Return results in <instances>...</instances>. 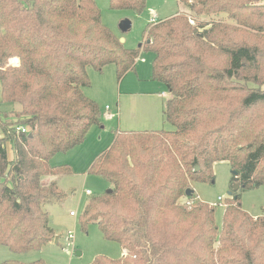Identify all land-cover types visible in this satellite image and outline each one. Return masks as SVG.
Returning a JSON list of instances; mask_svg holds the SVG:
<instances>
[{"label": "trees", "instance_id": "1", "mask_svg": "<svg viewBox=\"0 0 264 264\" xmlns=\"http://www.w3.org/2000/svg\"><path fill=\"white\" fill-rule=\"evenodd\" d=\"M179 3L186 12L151 23L127 49L94 0H0V100L19 107L0 113V246L23 254L53 241L44 205L68 197L56 178L73 171L49 162L100 125L101 110L83 93L88 71L112 66L121 81L143 51L153 54L151 80L171 96L163 119L174 131L115 132L92 161L88 174L112 193L89 198L80 225L95 224L122 257L90 264H264V215L241 206L242 192L264 184V5ZM109 7L140 15L146 0ZM219 162L238 185L220 227L214 206L185 196L192 182H212Z\"/></svg>", "mask_w": 264, "mask_h": 264}, {"label": "rangeland", "instance_id": "2", "mask_svg": "<svg viewBox=\"0 0 264 264\" xmlns=\"http://www.w3.org/2000/svg\"><path fill=\"white\" fill-rule=\"evenodd\" d=\"M109 2L110 0H94L100 11L102 24L119 40L123 39V45L127 49H137L142 44L143 35L152 19L158 22L186 12L179 0H146V9L140 15L130 11L111 10ZM261 4L264 5V0H261ZM125 21L129 22L130 28L123 31L120 25ZM152 60V53L142 51L136 62L135 72L129 73L121 81H117L112 66L105 67L102 72L88 71L90 86L83 93L95 101L101 110L100 125L90 128L83 144L65 154L55 155L49 162L52 167L69 165L73 171L72 176L56 178L60 187H66L67 192L71 190L73 194L61 203L44 205L57 241L53 239L41 250L23 254L12 253L0 246V264L6 261L28 264L39 260L46 264H90L98 256L113 260L122 257V251L116 243L105 241L95 224L87 225L83 230L80 219L89 198L112 190L107 181L88 174V169L97 155L112 143L115 132L174 131L163 119L164 103L171 96L165 87L151 80ZM18 108L0 100V113H9ZM7 149L9 154L10 146ZM212 174V182H192L191 187L196 202L215 207V222L220 227L224 201L219 203L217 198H229L234 187L233 176L226 162L216 163ZM86 192L90 194L86 195ZM241 206L253 218L264 215V184L257 189L242 192ZM69 232L73 237L68 244L66 238ZM77 252L80 256H76Z\"/></svg>", "mask_w": 264, "mask_h": 264}, {"label": "water", "instance_id": "3", "mask_svg": "<svg viewBox=\"0 0 264 264\" xmlns=\"http://www.w3.org/2000/svg\"><path fill=\"white\" fill-rule=\"evenodd\" d=\"M120 28H121V30H123V31H126V30H128L129 28H130V24H129V22H127V21H125V22H123L121 25H120ZM119 42L121 43V44H123L124 43V40L122 39V40H119ZM197 169L198 168H196L195 169V171H197ZM236 179V178H235ZM238 189V185H234V187H233V190L235 191V190H237ZM106 194H111L112 193V190H107L106 192H105ZM192 193H193V190H187L186 192H185V196L186 197H190L191 195H192ZM231 193H229V195H230ZM55 239V242L57 241V238H54ZM76 256H80V253H76Z\"/></svg>", "mask_w": 264, "mask_h": 264}, {"label": "built area", "instance_id": "4", "mask_svg": "<svg viewBox=\"0 0 264 264\" xmlns=\"http://www.w3.org/2000/svg\"><path fill=\"white\" fill-rule=\"evenodd\" d=\"M151 23H155V20L152 19L151 20ZM17 131H20V133H25L26 132V129L24 127H21V128H17ZM89 194H90L89 192H86V195H89ZM183 200H184L183 202L186 203L187 205L190 204L189 202H187V200L185 198ZM217 201H219V203H223L224 200L222 198H218ZM70 215H73V213H70ZM72 237H73L72 236V233L69 232L67 234V238H66L68 244L71 242Z\"/></svg>", "mask_w": 264, "mask_h": 264}, {"label": "crops", "instance_id": "5", "mask_svg": "<svg viewBox=\"0 0 264 264\" xmlns=\"http://www.w3.org/2000/svg\"><path fill=\"white\" fill-rule=\"evenodd\" d=\"M16 60H17V59H16ZM135 67H136V65H135ZM135 67H134V70H133V71H130L129 73H131V72H135ZM129 73H127V74L125 75V77H126ZM125 77H124V78H125ZM124 78H123V79H124ZM123 79H122V80H123ZM106 110H108V107H106ZM82 144H83V143H82ZM79 146H80V145H79ZM108 147H109V146H108ZM108 147H106V149H107ZM106 149H105V150H106ZM102 152H103V151H102ZM10 154H12V157H10ZM97 156H98V155H97ZM8 158H9V160H12V159H13V153H12L11 150L9 151ZM90 165H91V164H90ZM89 167H90V166H89ZM61 188H62V187H61ZM63 188H64V189H63ZM63 188H62V189H63L65 192H67V190H66L67 188H66V187H63ZM72 194H73V193H72L71 190L67 192V196L72 195ZM218 198H219V197H218ZM218 198H217V199H218Z\"/></svg>", "mask_w": 264, "mask_h": 264}]
</instances>
